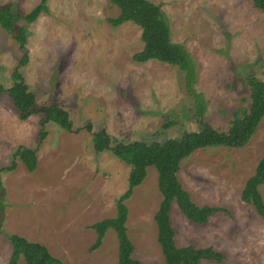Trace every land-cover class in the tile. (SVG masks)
Wrapping results in <instances>:
<instances>
[{"label": "rangeland", "instance_id": "1", "mask_svg": "<svg viewBox=\"0 0 264 264\" xmlns=\"http://www.w3.org/2000/svg\"><path fill=\"white\" fill-rule=\"evenodd\" d=\"M41 0H0L21 17ZM160 5L171 42L180 43L195 64L192 90L204 101L201 115L187 89L184 70L157 59L136 61L143 47L141 27L132 21L113 26L119 13L109 0H45L46 10L28 22L21 47L0 26V85L12 86V72L24 79L35 106L55 103L66 110L71 130L41 113L18 117L4 90L0 95V264H7L12 244L7 234L39 242L63 264H116L118 239L107 229L97 247L92 225L114 217L116 200L128 186L130 165L111 150L96 152L93 133L104 130L111 143H146L179 138L202 123L226 131L234 112L247 107V77L264 79V13L251 0H150ZM27 59L21 62L22 54ZM174 121L170 126H164ZM41 133H44L42 136ZM17 146L35 150L29 171ZM264 154V115L243 146H210L183 158L178 181L199 206L222 207L204 223H194L176 202L168 211L178 247H211L220 261L198 264H264V221L241 191ZM124 200L125 227L140 264H165L154 220L162 198L157 170ZM3 192H2V191ZM264 202V183L258 186ZM17 264H26L22 256Z\"/></svg>", "mask_w": 264, "mask_h": 264}, {"label": "trees", "instance_id": "2", "mask_svg": "<svg viewBox=\"0 0 264 264\" xmlns=\"http://www.w3.org/2000/svg\"><path fill=\"white\" fill-rule=\"evenodd\" d=\"M115 4L119 13L115 17L108 18L113 25H119L125 21H132L141 27V39L143 47L133 54L136 61L157 59L184 70L187 89L195 100V113L201 115L204 111L202 97L192 90L191 83L195 80L196 70L189 53L180 43L171 42L169 27L162 17L159 4L150 0H109ZM253 5L264 13V0H251ZM45 0H41L35 7L22 17L13 13L10 5L0 7V26L13 33L14 38L24 45L25 29L19 26L15 30V24L23 18L28 22L33 21L43 10H46ZM27 59L23 53L21 62ZM13 84L4 89L0 85V95L7 90L13 101L21 120L26 119L32 113H41L39 123L43 125L47 121H53L61 128L71 130L72 124L68 112L55 103L50 105L35 106L33 93L27 91L21 75L14 70L12 72ZM249 85V102L247 107L239 112H234L226 131L216 129L209 123H202L198 130H184L179 138L171 137L161 142L152 141L146 143L142 140L130 142H115L110 145L111 139L104 130L93 133L92 144L96 152L109 149L112 153L130 165L128 174V186L116 200V215L104 218L92 225L97 236L91 247H97L107 229L112 228L118 239V256L116 264H140L132 257L133 244L127 235L125 219L127 208L124 200L129 198L135 186L140 184L146 176V168L154 166L157 170V185L162 196L159 206L154 213L157 226V240L161 246L165 264H198L200 259L220 261L222 255L211 247L196 248L193 245L178 247L174 244L173 229L169 224L168 211L171 203L176 202L181 212L194 223H204L208 217L223 210L222 207L211 205H197L193 203L189 194L178 181L176 172L180 161L194 150L210 146L240 147L243 146L264 115V79L250 75L247 77ZM174 121H168L164 126H170ZM43 136L44 133H41ZM19 157L27 170L32 171L36 167L35 150L17 146L13 151V158ZM14 160L2 169H13ZM264 183V154L258 160L254 173L249 176L241 191V197L245 202L251 203L256 212L264 221V202L258 191V186ZM0 189L2 184L0 181ZM2 191V190H1ZM3 192V191H2ZM3 193L0 196V211L3 209ZM12 244L11 253L7 264H17L20 256L26 264H63L58 258L52 256L45 245L39 242L28 241L17 234H7Z\"/></svg>", "mask_w": 264, "mask_h": 264}]
</instances>
